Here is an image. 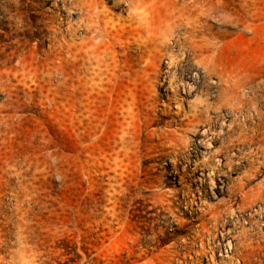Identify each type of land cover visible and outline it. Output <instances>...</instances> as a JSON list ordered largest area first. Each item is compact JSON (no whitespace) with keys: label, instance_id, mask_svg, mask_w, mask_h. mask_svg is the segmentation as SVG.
Listing matches in <instances>:
<instances>
[{"label":"rangeland","instance_id":"1","mask_svg":"<svg viewBox=\"0 0 264 264\" xmlns=\"http://www.w3.org/2000/svg\"><path fill=\"white\" fill-rule=\"evenodd\" d=\"M0 264H264V0H0Z\"/></svg>","mask_w":264,"mask_h":264},{"label":"clouds","instance_id":"2","mask_svg":"<svg viewBox=\"0 0 264 264\" xmlns=\"http://www.w3.org/2000/svg\"><path fill=\"white\" fill-rule=\"evenodd\" d=\"M133 15L137 16L138 23H140V24L144 25L145 27H147L143 17H141L138 13H135V12L133 13Z\"/></svg>","mask_w":264,"mask_h":264}]
</instances>
